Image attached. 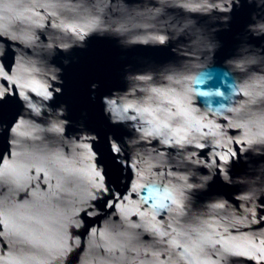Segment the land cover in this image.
I'll use <instances>...</instances> for the list:
<instances>
[{"label": "snow or ice", "instance_id": "1", "mask_svg": "<svg viewBox=\"0 0 264 264\" xmlns=\"http://www.w3.org/2000/svg\"><path fill=\"white\" fill-rule=\"evenodd\" d=\"M155 4L156 0H48V7L53 10L49 12L44 5H41L44 12L43 22L33 20L31 17H18L15 24L17 34H9L7 29L0 30V131L8 137L9 147L6 151L10 159L14 155L11 149L22 135L20 129L26 122L19 118V111L6 121L4 112L10 103L20 104L21 100L27 101L29 96L19 91L20 85L16 83L12 72L13 65L19 66L24 61V56L17 54L6 63L3 59L6 44L16 49L22 48L25 55L34 57L35 63L47 69L44 73L45 78L53 83L58 80L60 72V68L55 66V58L69 49V42L72 45L87 43L84 28L80 26L82 23L87 24L93 33L101 32L117 42L151 44L152 49L160 53L131 77L134 82L131 92H135L139 97L136 104H117V99H122L121 97L110 99L111 89L105 91L99 80L89 81L91 89H94L98 96L103 114L102 126L106 129L103 135L96 127L84 126L80 134L69 138L67 120L58 113L42 121L47 125L45 128L33 129L45 134L44 140L47 143H44L40 151L42 156L50 158L55 166L73 158L81 149L91 147L93 150L91 155L96 156V164L103 169L94 173L96 182L95 191L90 194L91 202L82 201L81 205L73 208L70 214H62L56 220L55 227L58 233L62 234L58 235L55 244L58 251L57 264H73L78 257L79 250L64 240V236L69 231L80 236L90 235L96 241L94 247L98 249L100 258L108 261L109 264H126L127 257L136 252L138 245H143L145 253L151 252L157 260H160V257H163V260L173 257L178 262L185 259L191 261L192 253L197 252L210 253L220 261V264H236L237 258L241 256L246 261H252L250 256L236 252L233 246L214 239L219 233L209 232L200 226L202 217L217 209L225 208L226 201L221 199L222 196L212 193L213 184L217 180L228 182L229 172L239 175V162L242 159L238 157L240 148L234 152L230 150L223 156L216 154L211 162V167L215 169V179L210 172L203 174L206 172L205 167L197 166L202 162L193 159L197 156L195 149L205 148L209 145V141L203 139L208 135L205 130L206 125H199L192 118V112L196 105L204 104L206 107L212 96L220 95L218 92L210 91L219 86V81L205 74V77L199 79L197 83L206 91L190 90L184 86V82L188 79L185 73L200 57L213 56L216 45L207 29L198 27L189 19L181 29L179 43L184 47L175 48L174 44L177 43L175 33L167 25L158 27L157 17L162 19L161 13L164 8L177 5V0H159L160 7H155ZM227 4L228 0H223V3L212 0L207 4V8L219 9L220 12L217 14L231 15L234 19V13L229 14ZM150 5L152 8L149 7ZM179 7L191 9V0H179ZM197 7L204 8V5L200 4ZM243 26L264 36V17L257 19L245 17ZM129 37L133 39L129 40ZM222 60L227 68L225 75L230 72L247 78L248 82L264 81V76L257 78L252 75L253 68L249 66L254 65L255 60L246 55V49L243 47L224 53ZM50 64L52 67H49ZM141 82L144 84L143 88L139 87ZM32 91L35 89L33 88ZM239 91L245 97H249L248 104L264 108V91L252 93L245 91L244 88H240ZM60 94V87H52L51 90L46 88L43 93L45 99L53 100ZM26 106L39 112L34 105ZM129 110L148 114L149 118L138 129L142 135L127 130L122 113H127ZM137 118L132 117L134 120ZM199 134H202L201 142H195ZM101 139L110 156L111 167L118 173L117 178L119 173L127 171L129 175L126 179L130 180L132 169H136L138 178H142L145 171L159 178V188L163 190L167 203L159 202L156 213L150 219L147 218L146 213L128 219V212L122 208L123 217L117 218V221H108L104 229L94 227L100 215L97 213L95 219H92L94 214L90 211L91 207L113 210L117 204L127 199L124 190L112 192L107 184L100 182L101 178L108 175V165L100 162V153L97 149ZM81 141H91V145ZM235 143L244 145V156L253 161H264V153H260V149L256 147L264 145V138L246 139ZM150 145L155 156L146 151ZM138 149L145 151L140 152ZM185 152L189 155L185 156ZM173 153H176L178 158H174ZM199 155L204 156L205 153L201 151ZM4 158L5 152H0V162ZM129 161L133 162L129 163ZM141 165L144 167L142 168ZM58 170L65 174L59 178L69 182L76 172L74 168L63 166H58ZM260 171L264 173V165H261ZM196 173L203 175L197 176ZM6 175L15 177L17 181L25 180V188L49 187L45 182L46 171L36 165L0 170V177ZM33 180L35 183H30ZM5 191L7 184L0 183V194ZM105 193L108 195H104ZM132 193H135V186L132 188ZM27 195V191L20 193L18 199H24ZM149 199L144 200L145 207ZM246 211L250 214V219L245 217L249 224L255 222L258 227L264 226V199L259 205L261 214L258 215L252 208ZM157 214L159 220L156 218ZM104 215L107 216L108 213L105 212ZM76 217L78 219H75ZM181 222L184 227L178 232L177 228L181 227ZM173 224L177 227L174 228ZM49 225L50 218L39 211L21 216L19 226L15 230L0 222V252L20 249L34 253L47 251ZM261 264H264V257L261 258Z\"/></svg>", "mask_w": 264, "mask_h": 264}, {"label": "water", "instance_id": "2", "mask_svg": "<svg viewBox=\"0 0 264 264\" xmlns=\"http://www.w3.org/2000/svg\"><path fill=\"white\" fill-rule=\"evenodd\" d=\"M211 2L212 0H191L192 7L187 9L179 7V0H177V5L164 8L161 13L162 19L157 17L159 20L157 26L167 25L175 33L177 43L174 47L181 49L184 47L182 43H179L182 35L181 29L191 19L193 24L207 29L216 45L213 56L200 57L185 73L188 79L184 82V86L190 90L206 91L202 85L197 83L199 79L205 77V74L219 81V86L210 91L218 92L220 95L212 96L206 107L204 104L196 105L192 112V118L199 125H206L205 130L208 135L203 139L208 140L210 145H206L203 149L196 148L197 156L193 159L200 160L202 164L197 166L205 167L206 172L203 174L210 172L214 179L215 169L211 167V162L216 154L223 156L230 150L234 152L240 148L238 157L242 159L239 162V175L229 172L228 182L224 184L217 180L213 184L212 193L222 196L221 199L226 201L225 208L217 209L202 217L200 226L209 232L219 233L218 236H214V239L221 240L222 244L227 243L233 246L236 252L252 258V261H246L241 256L237 258L236 264H261V258L264 257V226L258 227L255 222L249 224L245 217L250 219V214L246 211L249 208L254 209L258 215L261 214L259 205L264 199V173H261L260 168L264 165V161H253L244 156V145L235 142L264 138V108L248 104L249 97H245L239 91L240 88H244L248 92L260 93L264 91V81L248 82L247 78L230 72L225 75L227 68L222 57L228 51L243 47L246 49V55L255 60V64L249 66L253 68L252 75L257 78L264 76V36L243 26L245 17L252 19L264 17V0H228L226 6L229 14L234 13V19L231 15L217 14L220 12L219 9L207 8V4ZM217 2L223 3V0H217ZM200 4H203L204 8L197 7ZM41 5H44L49 12L53 10L48 7V0H0V30L7 29L9 34H17L15 24L18 17H31L33 20L43 22L44 12ZM149 7L152 8L151 5ZM155 7H160L159 0H156ZM182 13L188 15H181ZM80 26L84 28L87 43L72 45L69 42V49L55 58V66L60 68L58 80L55 83L45 78L44 73L47 69L35 63L34 57L25 55L22 48L16 49L10 44L5 45L3 59L6 63L17 54L24 56V61L19 66L13 65L12 72L16 83L20 85L19 91L28 95L29 99L21 100L20 104L10 103L5 109L6 121L19 111V118H22L26 124L21 127L22 135L11 149L14 153L11 159L6 151L9 147L8 137L0 131V152H5L4 160L0 162V170H13L20 166L30 167L31 165L43 167L47 173L45 182L49 187L41 189L29 186L25 188L23 179L17 181L10 175L0 177V183L7 184V191L0 194V222H4L6 227L15 230L19 226L21 216L39 211L50 218V233L47 251L34 253L20 249L0 252V264H57L58 251L55 244L58 235L62 234L58 233L55 227L56 220L62 214H70L73 208L81 205L82 201L91 202L90 194L95 191L94 183L96 182L94 173L98 170L103 171L102 167L96 164V156L91 155L93 150L89 147L81 149L74 154L73 158L62 161L58 165L76 170L70 182L60 179L59 177L65 174L58 170V166H55L50 158H45L41 154L40 150L44 143H47L44 140L45 134L33 129L45 128L47 125L42 121L58 113L67 120L69 138L80 134L84 126L96 127L103 135L106 131L102 126L103 114L98 96L95 90L91 89L89 81L99 80L105 91L111 89L110 99L121 97L122 99H117V104H136L139 97L135 92H131L134 87L131 77L137 73L138 69L143 68L153 58L160 55L152 49L151 44L117 42L107 38L101 32L93 33L85 23ZM141 31L144 30L141 29ZM49 67L52 65L50 64ZM25 85H31V87H25ZM52 87H60L61 94L56 96L55 100L45 99L43 95L45 89L51 90ZM139 87H144L143 82L139 84ZM33 88L35 91H32ZM193 98L195 99V96ZM28 104L34 105L39 112L28 108L26 106ZM122 115L125 117L123 122L127 125V130L136 135H142L138 129L145 124L149 118L148 114L129 110ZM133 116L138 118L134 120ZM201 136L202 134L197 135L195 142H201ZM37 137L39 139H36ZM81 143L91 145V141H81ZM256 147L260 149V153H264V145ZM97 149L100 153V162L108 165V175L101 178L100 182L107 184L112 192L124 190L127 199L117 204L113 210L91 207L90 211L94 214L92 219H95V214L100 215L94 227L104 229L108 221H117V218L123 217L122 208L128 212V219L139 216L140 213H146L147 218L150 219L156 213L159 202L167 203L163 190L159 188L160 180L157 176L145 171L144 176L138 178L136 169H132L130 180L126 179L129 175L127 171L119 173V178H117L118 173L111 167L110 156L102 139L97 144ZM138 151L144 152L145 150L138 149ZM146 151L155 156L151 145ZM201 151L205 153L204 156L199 155ZM172 155L178 158L176 153ZM184 155H189V153L185 152ZM132 162L129 161V163ZM141 167L143 168L144 165ZM203 174L196 173L197 176ZM30 183H35V181ZM125 185H127V190H125ZM133 186H135L134 194L132 193ZM25 191L28 195L24 199H18L20 193ZM145 199H149L147 207L144 206ZM24 205L27 206L22 207ZM105 212L108 213L107 216L104 215ZM156 218L159 220L158 214ZM166 219L169 218L166 217ZM169 222H171L170 219ZM173 227L176 228V224H173ZM183 227L181 222V227L177 228V231L180 232ZM64 240L79 250L78 257L73 264H109L108 261L100 258L98 249L94 247L96 241L90 235L80 236L69 231L64 236ZM161 261L163 264H220V261L210 253L198 254L197 252L192 253L191 261L185 259L178 262L173 257L169 260H163V257H160V260H157L151 252L145 253L143 245H138L136 252L127 257L126 264H161Z\"/></svg>", "mask_w": 264, "mask_h": 264}]
</instances>
